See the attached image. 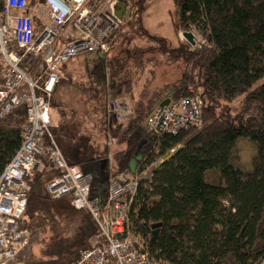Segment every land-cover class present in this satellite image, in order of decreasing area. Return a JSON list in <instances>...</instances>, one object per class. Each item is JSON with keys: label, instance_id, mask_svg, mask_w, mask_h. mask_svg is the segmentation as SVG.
<instances>
[{"label": "trees", "instance_id": "16d2710c", "mask_svg": "<svg viewBox=\"0 0 264 264\" xmlns=\"http://www.w3.org/2000/svg\"><path fill=\"white\" fill-rule=\"evenodd\" d=\"M39 1L29 0L30 8ZM118 2L125 5V21L131 0ZM172 3L178 14L173 25L176 38L195 30L204 44L191 47L177 40V46L171 48L165 38L150 34L142 23L146 0H140L133 25L146 46L134 45L110 57L116 46L113 36L110 52L98 58L91 71L112 101L129 98L133 108L132 118L125 123L109 115V133L118 143L112 156L113 172L133 176L155 165L151 179L138 183L129 209L132 235L141 239L150 259L159 264H259L264 258V0ZM152 59L157 66L156 62L150 65ZM177 63L182 65L181 76L164 90L155 89L156 67ZM66 64L58 72L59 83L64 81ZM59 83L50 99L51 113L57 110L58 117L60 109L53 99ZM137 87L140 90L134 98ZM194 94L202 103L199 128L176 135L144 131V120L163 99L175 101ZM25 110L23 107L0 119V175L21 148V134L27 125ZM51 121L59 143L60 130ZM240 140L256 147L250 173L232 163ZM106 160H67L91 174V196L101 202L107 198ZM43 163V168L27 179L29 191L19 226L31 228L44 220L79 215L82 227L78 235L52 243L53 253L71 256L73 261L92 247L97 228L89 214L72 208L69 197H49L45 185L55 172L46 158ZM155 231L158 234L151 244Z\"/></svg>", "mask_w": 264, "mask_h": 264}, {"label": "built area", "instance_id": "2783aa9c", "mask_svg": "<svg viewBox=\"0 0 264 264\" xmlns=\"http://www.w3.org/2000/svg\"><path fill=\"white\" fill-rule=\"evenodd\" d=\"M0 119L26 107L22 145L0 175V264H27L37 229L19 226L29 191L27 179L50 163L55 175L45 185L51 199L69 197L72 208L85 212L97 231L90 249L70 264H159L150 259L140 238L132 235L129 209L140 181L155 165L133 176L108 171L107 198L91 196V174L70 165L52 133L50 99L60 68L80 56L104 58L122 25L118 0H0ZM201 100L189 95L157 106L144 120L148 134L176 135L201 126ZM117 122L125 110L108 106ZM40 229V228H39ZM259 264H264V258Z\"/></svg>", "mask_w": 264, "mask_h": 264}, {"label": "rangeland", "instance_id": "374dc122", "mask_svg": "<svg viewBox=\"0 0 264 264\" xmlns=\"http://www.w3.org/2000/svg\"><path fill=\"white\" fill-rule=\"evenodd\" d=\"M139 1L131 0L125 21H122L121 27L114 36L116 46L110 53V57L118 56L121 49H127L134 45L146 46L145 41L138 36L133 25ZM146 6L147 9L142 15L144 27L150 34L165 38L169 47H176L177 39L173 25L177 22L178 14L172 0H146ZM191 31L196 43L195 47L204 44V40L198 32ZM180 36L182 38L181 34ZM183 41L185 42L184 39ZM156 57L159 58L158 54ZM97 59L95 56H84L66 64L63 71L64 81L59 83L53 99L54 104L60 109V116L55 115L59 113L57 110H54L52 115L55 117L56 128L58 127L57 129L60 130L57 135L58 146L66 160L78 162L84 159L101 158L104 161L109 157V163L112 166V156L118 147L116 146L117 140H112L109 133V115L111 114L108 106L110 103L116 102L124 109L129 107V101L127 99L112 101L105 87L102 84H97L91 73ZM154 62L156 61L152 59L150 65ZM154 64L157 66L158 62ZM181 74L182 65L180 63L173 67H156L154 87L164 90L167 85L174 83ZM66 80L69 82H65ZM261 82L255 84L254 87ZM237 101L234 105L237 104ZM130 118L132 117L125 116L121 123H125ZM108 154L111 156H107ZM255 157V145L248 140H240L237 144V159H233L232 163L241 171L250 173L253 171ZM36 225L39 227L31 224L29 229H38L41 236L32 246L27 264H70L72 257L70 256L69 259L66 255L53 253L52 243L77 236L82 227L80 216L44 220Z\"/></svg>", "mask_w": 264, "mask_h": 264}, {"label": "water", "instance_id": "95a60500", "mask_svg": "<svg viewBox=\"0 0 264 264\" xmlns=\"http://www.w3.org/2000/svg\"><path fill=\"white\" fill-rule=\"evenodd\" d=\"M125 12V5L119 3L118 4V12H117V15H118V18H122L123 17V14ZM182 37L185 39V41L192 47H194L196 45L195 41H194V36L192 34V31H186V32H182L181 33ZM170 102L169 99H166L164 100L163 102H161L159 104V107H163V106H166L168 105ZM177 150L176 151H173L171 152L170 154H168L167 156H165L160 162H158L156 164V168L160 167L163 163L167 162L168 160H170L175 154H176ZM135 170V164H131V171L134 172ZM158 227L157 226H154L153 228L156 229ZM157 234L158 232L155 231L154 234H153V238L151 240V244L155 241L156 237H157Z\"/></svg>", "mask_w": 264, "mask_h": 264}, {"label": "crops", "instance_id": "0c3cea01", "mask_svg": "<svg viewBox=\"0 0 264 264\" xmlns=\"http://www.w3.org/2000/svg\"><path fill=\"white\" fill-rule=\"evenodd\" d=\"M180 34H181V33L178 34V36H177L176 39H177L178 41H182V42H184L183 39L181 38ZM178 41H177V42H178ZM153 87H154V84H153ZM154 88H155V89H158L157 87H154ZM139 90H140L139 87H137L136 89H134V93H133V97H134V98L137 97V95H138V93H139ZM126 99L129 101V107H125V108H124V110H125V114H124V115H125V116H129V117H132V116H133V108H132V106H131V99H129V98H126ZM126 99H125V100H126ZM123 100H124V99H123ZM164 100H166V99H163V101H164ZM51 117H52L53 120H55V117H53L52 113H51ZM67 162H68V161H67ZM28 262H29V261H28Z\"/></svg>", "mask_w": 264, "mask_h": 264}, {"label": "clouds", "instance_id": "9594fccd", "mask_svg": "<svg viewBox=\"0 0 264 264\" xmlns=\"http://www.w3.org/2000/svg\"><path fill=\"white\" fill-rule=\"evenodd\" d=\"M182 39H184V38L182 37ZM184 40H185V39H184ZM185 42H186V41H185ZM195 46H196V45H195ZM195 46H194V47H195ZM191 47H192V46H191ZM162 102H163V101H162Z\"/></svg>", "mask_w": 264, "mask_h": 264}]
</instances>
